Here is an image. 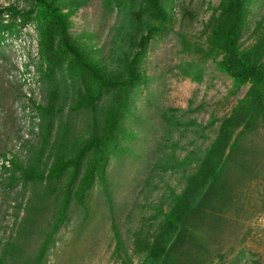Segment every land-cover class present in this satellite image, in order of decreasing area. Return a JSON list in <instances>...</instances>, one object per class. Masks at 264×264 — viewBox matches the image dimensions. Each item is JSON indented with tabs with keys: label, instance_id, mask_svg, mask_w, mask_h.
<instances>
[{
	"label": "rangeland",
	"instance_id": "obj_1",
	"mask_svg": "<svg viewBox=\"0 0 264 264\" xmlns=\"http://www.w3.org/2000/svg\"><path fill=\"white\" fill-rule=\"evenodd\" d=\"M77 1L67 30L85 57L106 77L124 80L141 50V77L131 89L101 86L94 76L69 72L68 51L47 72L39 19L22 23L8 9L28 10L32 0H0L1 17L19 22V33L0 43V264L143 262L141 246L250 86L219 67L221 53L206 55L207 24L221 0H164L170 20L143 46L158 20L140 13L141 0ZM248 7L241 49L256 41L264 19V0ZM87 88L95 102L76 107ZM121 99L128 136L109 156L104 176L78 198L93 154L89 142L104 136ZM251 137L262 163L254 179L237 186L225 211L222 249L209 264H264V126ZM59 159L69 167L48 176ZM29 168L45 176L28 177Z\"/></svg>",
	"mask_w": 264,
	"mask_h": 264
},
{
	"label": "trees",
	"instance_id": "obj_2",
	"mask_svg": "<svg viewBox=\"0 0 264 264\" xmlns=\"http://www.w3.org/2000/svg\"><path fill=\"white\" fill-rule=\"evenodd\" d=\"M140 13L156 18L158 24L149 27L142 36L145 40L169 22L170 16L164 0H141ZM72 2L77 0H32L33 7L21 10L8 9L24 23L36 17L41 23V53L47 72L61 65L63 53L68 51V69L82 78L94 76L101 86L125 89L135 87L141 77L138 61L141 50L133 56L129 75L124 80L106 77L85 57V50L70 38L67 18L74 10ZM250 0H221L218 12L214 13L207 26V56L221 53L219 67L231 75L238 84L250 83L246 95L222 120L218 134L192 174L184 189L174 196L173 204L165 212L162 222L152 239L144 242L140 249L146 252L145 260L133 264H209L213 255L222 247L226 207L235 202L237 186L247 178L256 176L262 163V149L251 136L264 126V19L258 23L259 35L249 47L241 49L239 40L246 25ZM74 6V7H76ZM66 8L67 10H65ZM35 14L33 16V12ZM1 12V11H0ZM18 15V16H17ZM19 22L7 20L0 15V43L8 36L19 33ZM59 36L56 47V36ZM95 102V95L87 91L78 100L76 107ZM121 99L112 111L103 137L96 136L89 142L93 154L77 186L78 198H84L96 177H103L109 156L121 146L122 138L128 136L121 127L123 112ZM119 155V154H118ZM48 176L57 177L69 167L70 161L57 160ZM28 177H44L34 168L25 171Z\"/></svg>",
	"mask_w": 264,
	"mask_h": 264
}]
</instances>
